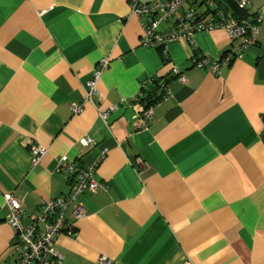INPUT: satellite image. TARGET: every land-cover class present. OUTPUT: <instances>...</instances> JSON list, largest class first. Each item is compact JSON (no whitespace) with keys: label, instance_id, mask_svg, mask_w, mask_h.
Instances as JSON below:
<instances>
[{"label":"crops","instance_id":"obj_1","mask_svg":"<svg viewBox=\"0 0 264 264\" xmlns=\"http://www.w3.org/2000/svg\"><path fill=\"white\" fill-rule=\"evenodd\" d=\"M250 2L264 16V0ZM142 21L129 0H0V264H17L5 194L37 214L74 186L60 156L88 165L104 149L95 175L108 188L80 196L83 218L67 210L63 264H264V22L258 42L214 74L195 59H219L242 38L218 28L154 48ZM104 57L99 95L87 101ZM154 79L171 95L138 128ZM32 143L46 148L38 163Z\"/></svg>","mask_w":264,"mask_h":264},{"label":"built area","instance_id":"obj_2","mask_svg":"<svg viewBox=\"0 0 264 264\" xmlns=\"http://www.w3.org/2000/svg\"><path fill=\"white\" fill-rule=\"evenodd\" d=\"M132 11L142 21L143 39L147 46L161 48L171 42L179 40L192 41L193 35L200 31L223 29L231 40L242 38L241 47L225 53L221 58L214 59L209 56H200L194 61L197 68L207 69L218 74L223 65L232 63L243 56V48L255 45L263 28L264 16L260 12H250V0H237V8L241 13L235 14L230 8L218 0H129ZM164 23H169L163 28ZM109 65L108 58H101L98 66L92 71L86 88L87 101H92L99 95L98 82ZM174 74L181 83L187 78L182 71L175 69ZM148 82L142 84L140 94L147 88ZM164 96L167 98L171 91L167 84L163 85ZM138 100V99H136ZM161 101V100H159ZM157 103V102H156ZM155 103V104H156ZM144 107L136 121L138 128H145L154 113V106ZM83 104L73 103V113L83 111ZM114 106L101 112L102 119L107 123L110 111ZM82 143L92 146L96 141L92 137H85ZM30 150L33 160L38 163L46 153L41 144L32 143ZM106 155L102 150L94 163L83 165L78 160L69 161L67 156L58 158L57 169L74 178V186L66 196L44 201L37 214L25 215V205L22 200L12 194H5V204L8 207L6 221L14 233V252L17 264H63L65 256L56 246V238L63 232L72 233L71 222L66 219V212L71 207L72 216L81 219L85 215V206L80 196L85 192L106 190L107 184L96 178V168ZM144 166L140 167L139 175H145ZM104 264H112V260L101 256Z\"/></svg>","mask_w":264,"mask_h":264},{"label":"trees","instance_id":"obj_3","mask_svg":"<svg viewBox=\"0 0 264 264\" xmlns=\"http://www.w3.org/2000/svg\"><path fill=\"white\" fill-rule=\"evenodd\" d=\"M218 1H220L223 4L227 3L228 7L230 6V8H233L235 14L241 13V10L237 8L236 4L232 0H218ZM167 83H168V80L166 79L164 81H161L160 79H154L152 81L151 89L150 91H148V95L143 98V100L145 99L148 100L146 108L148 106H151L152 104H155L156 102L162 99L165 93L163 89V85ZM159 88H161V94L158 93ZM162 91H163V94H162Z\"/></svg>","mask_w":264,"mask_h":264},{"label":"water","instance_id":"obj_4","mask_svg":"<svg viewBox=\"0 0 264 264\" xmlns=\"http://www.w3.org/2000/svg\"><path fill=\"white\" fill-rule=\"evenodd\" d=\"M225 9H228V6L227 5H225Z\"/></svg>","mask_w":264,"mask_h":264}]
</instances>
